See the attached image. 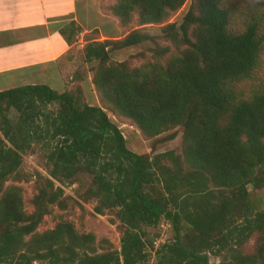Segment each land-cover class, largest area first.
I'll use <instances>...</instances> for the list:
<instances>
[{
	"label": "trees",
	"instance_id": "1",
	"mask_svg": "<svg viewBox=\"0 0 264 264\" xmlns=\"http://www.w3.org/2000/svg\"><path fill=\"white\" fill-rule=\"evenodd\" d=\"M186 2L116 0L112 12L122 25L137 13L141 26H154ZM228 21L220 0H190L181 23L161 29L186 46L164 66L130 69L110 61L112 51L151 40L137 30L84 48L85 61L95 64L92 84L101 101L147 139L181 127L183 159L171 151L131 152L101 108L81 106L71 93L46 84L0 90V264H147L143 228L162 220L174 240L155 250V264H211L209 254L222 251L217 264H264L261 237L253 254L240 250L264 233V210L247 189L264 192V82L247 99L236 92L256 68L264 39L255 24L234 34ZM75 25L68 40L80 31ZM34 149L44 154L55 181L91 176L95 213L114 211L120 224L119 252L97 253L93 236L67 222L35 232L48 206L63 204L62 190L45 180L26 214L19 189L4 188Z\"/></svg>",
	"mask_w": 264,
	"mask_h": 264
},
{
	"label": "rangeland",
	"instance_id": "2",
	"mask_svg": "<svg viewBox=\"0 0 264 264\" xmlns=\"http://www.w3.org/2000/svg\"><path fill=\"white\" fill-rule=\"evenodd\" d=\"M40 2L41 0H0V90L27 84H46L59 93H71L81 106L91 105L101 108L109 120L118 127L127 149L131 152L152 157L171 151L183 159L181 127L147 139L133 123L111 111L101 101L92 84L95 64L85 61L84 48L89 42L120 40L129 32L137 30L147 33L151 40L112 51L110 61L125 63L130 69L156 64L164 66L172 56L180 55L186 46L173 43L161 29L169 23L179 25L189 9L190 0H187L181 9L171 13L162 24L154 26H141L137 13L132 14L131 20L126 25H122L112 12L116 0H74L76 25L73 29L79 27L80 31L74 30L71 33V40H67L71 31L69 22V25L65 24L58 30L60 39L56 40V43L47 38V32L50 30L47 22L52 21V16L49 11L41 12ZM220 2L229 12L227 25L229 32L238 34L249 24H255L258 36L264 39V0H220ZM29 7H34L35 10ZM191 31L190 29L189 36ZM263 82L264 42L251 77L236 86L238 99L249 98L254 91L260 89ZM57 108V104L50 106L53 111ZM171 133H175V138L168 140L167 136ZM49 171L44 154L39 149H34L22 156L17 175L4 184V188L19 189L26 214L33 212V199L38 187L45 180L52 181L54 188L62 190L63 204L48 206L47 214L35 232L41 234L52 230L61 222H67L78 234L93 236L97 253L119 252L120 224L114 211L95 213L97 202L88 196L91 176L80 173L70 181L59 182L50 177ZM247 189L264 210L263 190H254L251 185ZM143 230L146 234L144 238L146 250L149 253L147 264H155V250L162 244L171 243L174 240V231L172 226L163 220L156 227H145ZM260 237L264 242V233L255 234L240 247L241 252L244 255L253 254ZM225 255L226 251L218 254L210 253L209 262L217 264Z\"/></svg>",
	"mask_w": 264,
	"mask_h": 264
},
{
	"label": "crops",
	"instance_id": "3",
	"mask_svg": "<svg viewBox=\"0 0 264 264\" xmlns=\"http://www.w3.org/2000/svg\"><path fill=\"white\" fill-rule=\"evenodd\" d=\"M49 6L50 8H48ZM39 7L41 12L48 13L49 11V14L52 16V21L47 22V26L50 27V30L47 32V38L56 43V40L60 39L58 30L69 22V24L75 22L74 0H41ZM29 9L35 10L34 7H29Z\"/></svg>",
	"mask_w": 264,
	"mask_h": 264
}]
</instances>
